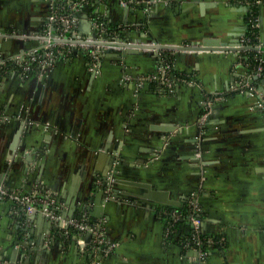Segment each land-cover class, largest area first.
I'll use <instances>...</instances> for the list:
<instances>
[{"label": "crops", "instance_id": "crops-1", "mask_svg": "<svg viewBox=\"0 0 264 264\" xmlns=\"http://www.w3.org/2000/svg\"><path fill=\"white\" fill-rule=\"evenodd\" d=\"M71 1L0 0V59L30 47L17 34L40 33L55 5ZM246 13L245 0H91L71 36L134 48L106 45L96 70L81 48L47 76L0 75V182L49 194L64 218L105 219L107 245L117 244L94 257L77 233L57 232L62 220L0 200V264H264V77L244 65L247 51L151 47L239 46ZM258 14L264 42V5ZM97 17L117 32L101 34ZM160 52L194 84L154 78ZM190 200L202 208L204 260L187 244Z\"/></svg>", "mask_w": 264, "mask_h": 264}, {"label": "built area", "instance_id": "built-area-1", "mask_svg": "<svg viewBox=\"0 0 264 264\" xmlns=\"http://www.w3.org/2000/svg\"><path fill=\"white\" fill-rule=\"evenodd\" d=\"M91 0H74L69 3H57L52 13L47 18L43 30L34 35L17 34L19 39H30V47L20 51L15 55L3 57L0 59V75L9 69L19 70L23 74L36 71L39 76H47L51 68L59 59L70 60L72 59L77 49H85L91 59V69L98 68L102 56V49L106 46L97 44L95 42L76 41L71 34L73 33L76 25L75 13L84 3ZM247 6L246 17H248L249 24L252 29L259 27V14L258 11L264 5V0H245ZM94 28L101 32V34H115L117 29H113L104 24L100 18L93 20ZM103 36V35H100ZM106 36V35H105ZM107 38V37H106ZM109 38V37H108ZM239 46H252L243 51L252 54L246 56L243 61L256 77H264V42L260 40L257 32H250L242 36ZM104 50V49H103ZM74 53V55H73ZM161 65L157 75L164 86L173 89L179 82H189L194 84V80L189 79L186 75H172L171 63L163 54ZM242 86H248L247 83ZM251 91L257 93V89L251 86ZM222 94L206 99L204 111L201 122L204 123L210 111V106L219 99H222ZM261 98V96H260ZM259 107L264 108V98L259 100ZM110 186V183H108ZM0 200H12L17 207H19L24 214H42L52 221L62 220L59 234L71 237L73 233H77L80 238V246L84 252H89L94 257L98 255H107L111 250L116 247V243L107 245L105 236L106 226L105 219L101 218L98 221H92L86 213L78 214L75 217L64 218L61 215L62 204L59 203L54 197L49 194H41L39 192L20 193L18 191L5 187L0 182ZM190 219L193 224V233L191 239L187 244L196 247L200 251L201 259L204 260L207 256L206 246L207 238L201 234V223L203 220L202 208L196 200H190ZM92 235L90 241L85 240V235ZM97 264V259L94 260Z\"/></svg>", "mask_w": 264, "mask_h": 264}, {"label": "water", "instance_id": "water-1", "mask_svg": "<svg viewBox=\"0 0 264 264\" xmlns=\"http://www.w3.org/2000/svg\"><path fill=\"white\" fill-rule=\"evenodd\" d=\"M0 41H6L5 39H3V37H0ZM8 43H12V40L9 39L7 40ZM10 41V42H9ZM97 44H103V45H110V44H116L118 46H121V47H125V48H134L136 45H133V44H130V43H127V42H120L119 40L115 43H111L110 41L109 42H95ZM155 43L154 45H152L151 47L152 48H156V49H164V50H191V51H215V50H223V51H226V50H232V51H238V50H246L248 48H253L252 46H237V45H225V44H220V43H210V42H204L203 44H181V45H168V44H158L156 42H153ZM264 81V79H263Z\"/></svg>", "mask_w": 264, "mask_h": 264}, {"label": "trees", "instance_id": "trees-1", "mask_svg": "<svg viewBox=\"0 0 264 264\" xmlns=\"http://www.w3.org/2000/svg\"><path fill=\"white\" fill-rule=\"evenodd\" d=\"M246 23H247V31H248V33H250V32H255V33H256V32H257L258 29H255V30H254V29L251 28V25L249 24L248 17H246ZM252 53H253V51H251V52L248 53V54H252ZM73 55H74V53H73ZM164 55L166 56V58H167L168 60H170V61L172 60L171 57H170V56H167L166 53H165ZM179 74H182V73L172 70V75H173V76H176V75H179ZM183 75H185V74H183ZM186 77H187V76H186ZM188 78H189V77H188Z\"/></svg>", "mask_w": 264, "mask_h": 264}]
</instances>
